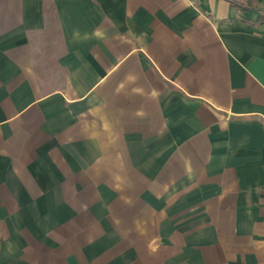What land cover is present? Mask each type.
<instances>
[{"label": "crops", "instance_id": "obj_1", "mask_svg": "<svg viewBox=\"0 0 264 264\" xmlns=\"http://www.w3.org/2000/svg\"><path fill=\"white\" fill-rule=\"evenodd\" d=\"M0 264H264V0H0Z\"/></svg>", "mask_w": 264, "mask_h": 264}]
</instances>
